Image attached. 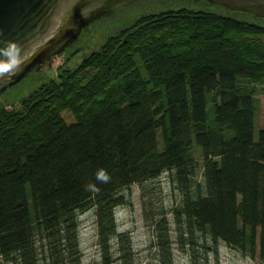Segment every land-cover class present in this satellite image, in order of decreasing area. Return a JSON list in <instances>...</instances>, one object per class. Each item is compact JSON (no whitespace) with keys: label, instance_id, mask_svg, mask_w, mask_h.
I'll return each instance as SVG.
<instances>
[{"label":"trees","instance_id":"1","mask_svg":"<svg viewBox=\"0 0 264 264\" xmlns=\"http://www.w3.org/2000/svg\"><path fill=\"white\" fill-rule=\"evenodd\" d=\"M233 12L246 17L146 14L0 108L1 260L82 264L78 212L92 206L101 264H138L115 209L164 172L182 191L175 238L192 264H208L219 241L252 256L260 243L264 260V18ZM161 229L159 263L175 264Z\"/></svg>","mask_w":264,"mask_h":264},{"label":"rangeland","instance_id":"2","mask_svg":"<svg viewBox=\"0 0 264 264\" xmlns=\"http://www.w3.org/2000/svg\"><path fill=\"white\" fill-rule=\"evenodd\" d=\"M187 7L193 10H210L222 14L233 13L238 17H246L241 13H234L226 8L209 1L194 0H136L106 16L94 20L83 31L81 39L61 53L57 60L50 57L43 64L44 70H31L28 78L19 82L6 95L0 96V108L19 106L20 102L30 95L42 83L55 77L58 69L63 66L74 69L93 51L100 49L106 40L129 28L138 18L149 14ZM249 18V17H248ZM67 63V64H66ZM66 64V65H65ZM10 78L0 84V90ZM263 86L260 85V88ZM261 100L259 125L264 127V93L259 95ZM67 121H73V116L65 112ZM258 136V132H257ZM202 168H198L195 182L204 188ZM125 203L115 212L119 233L128 234L132 241L133 250L138 264H160L158 249V235L166 228L172 240L175 264H192L189 254L179 249L176 242V223L174 208L181 201L182 191L178 181L172 173L164 172L155 180L144 184H132L124 190ZM80 244L82 250V264H101V252L98 242V224L95 207H86L78 212ZM162 220L161 223L158 221ZM211 238L207 242L211 243ZM115 244V241H114ZM208 264H264L260 257V243L254 256L243 253L219 241L218 252L211 250ZM0 264H13L0 259Z\"/></svg>","mask_w":264,"mask_h":264},{"label":"water","instance_id":"3","mask_svg":"<svg viewBox=\"0 0 264 264\" xmlns=\"http://www.w3.org/2000/svg\"><path fill=\"white\" fill-rule=\"evenodd\" d=\"M136 0H103L102 6L92 0H0V30L6 39L27 40L39 54L23 71L10 78L1 88L0 96L6 95L19 82L26 80L31 70H44L43 64L50 57L59 59L61 53L79 41L87 26L100 17L111 14ZM195 2L204 0H194ZM232 11L250 13L264 18V0H206ZM95 9V10H92ZM85 10L87 19L81 17ZM90 13V14H88ZM71 17L72 24L65 28ZM15 49H11L15 55ZM9 78L0 81L6 82Z\"/></svg>","mask_w":264,"mask_h":264},{"label":"clouds","instance_id":"4","mask_svg":"<svg viewBox=\"0 0 264 264\" xmlns=\"http://www.w3.org/2000/svg\"><path fill=\"white\" fill-rule=\"evenodd\" d=\"M97 6L103 5V0H92ZM95 10V9H92ZM90 14V13H88ZM81 17L87 19V14L85 10H81ZM72 24L71 17H69L65 28H68ZM15 49V55H12L10 50ZM34 45H32L27 40L20 39H6L3 35L2 30H0V81L6 78H12L19 72L23 71L28 63L39 54V50H33ZM97 179L100 182L107 183L110 177L106 174L104 170H99L97 172ZM93 191H98L94 185L88 186Z\"/></svg>","mask_w":264,"mask_h":264}]
</instances>
